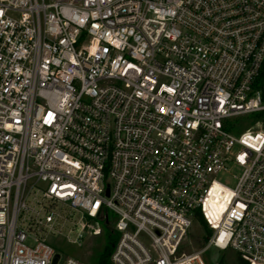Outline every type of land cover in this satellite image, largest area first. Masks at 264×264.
Returning a JSON list of instances; mask_svg holds the SVG:
<instances>
[{
	"label": "built area",
	"instance_id": "2783aa9c",
	"mask_svg": "<svg viewBox=\"0 0 264 264\" xmlns=\"http://www.w3.org/2000/svg\"><path fill=\"white\" fill-rule=\"evenodd\" d=\"M60 207L111 264H264V0H0V264H86Z\"/></svg>",
	"mask_w": 264,
	"mask_h": 264
},
{
	"label": "rangeland",
	"instance_id": "374dc122",
	"mask_svg": "<svg viewBox=\"0 0 264 264\" xmlns=\"http://www.w3.org/2000/svg\"><path fill=\"white\" fill-rule=\"evenodd\" d=\"M241 170L233 167L229 173L221 174L218 180L223 184L234 187L236 179ZM60 213L63 216L53 231H43L42 234L47 243L51 245L56 254L62 258L70 257L78 259L86 264H95L97 255L101 252L104 245L103 224H100V233L93 234L91 228H85L81 232L82 237L76 239L79 233L78 221L80 214L75 211H69L65 207H60ZM203 224L193 221L180 248L181 252H192L205 246L213 229V219H207L204 214H199ZM208 263L214 264H237L240 256L231 249L219 251L213 247L208 248L205 253Z\"/></svg>",
	"mask_w": 264,
	"mask_h": 264
},
{
	"label": "trees",
	"instance_id": "16d2710c",
	"mask_svg": "<svg viewBox=\"0 0 264 264\" xmlns=\"http://www.w3.org/2000/svg\"><path fill=\"white\" fill-rule=\"evenodd\" d=\"M196 221L203 224L201 217L199 213L196 214ZM103 224V231H104V245L101 250V252L97 255L95 259V264H111L110 262V254L113 249V245L115 244V241L117 239V234L112 231L111 225L108 223H102ZM237 264H247L244 260L239 259Z\"/></svg>",
	"mask_w": 264,
	"mask_h": 264
},
{
	"label": "water",
	"instance_id": "95a60500",
	"mask_svg": "<svg viewBox=\"0 0 264 264\" xmlns=\"http://www.w3.org/2000/svg\"><path fill=\"white\" fill-rule=\"evenodd\" d=\"M56 261V257H53L51 264H54Z\"/></svg>",
	"mask_w": 264,
	"mask_h": 264
}]
</instances>
